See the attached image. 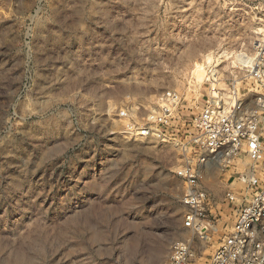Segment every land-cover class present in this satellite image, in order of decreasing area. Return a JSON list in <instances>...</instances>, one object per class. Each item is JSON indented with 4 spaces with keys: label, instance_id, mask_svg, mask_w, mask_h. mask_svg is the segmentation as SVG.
<instances>
[{
    "label": "rangeland",
    "instance_id": "1",
    "mask_svg": "<svg viewBox=\"0 0 264 264\" xmlns=\"http://www.w3.org/2000/svg\"><path fill=\"white\" fill-rule=\"evenodd\" d=\"M261 1L0 0V264H167L176 241L185 264H208L232 225L224 194L242 185L237 169L207 173L210 231L185 226L176 171L210 99L191 68L220 55L221 89L253 106L256 84L229 61L253 55ZM167 91L180 98L167 139L124 133Z\"/></svg>",
    "mask_w": 264,
    "mask_h": 264
},
{
    "label": "built area",
    "instance_id": "2",
    "mask_svg": "<svg viewBox=\"0 0 264 264\" xmlns=\"http://www.w3.org/2000/svg\"><path fill=\"white\" fill-rule=\"evenodd\" d=\"M245 68L256 84L254 105L246 94L210 85V99L191 119L192 131L186 136L184 147L189 159L176 171L187 189L182 197L188 208L185 226L197 229L202 236L210 231L206 226L204 232L200 229L208 222L206 212L212 206L204 177L216 168L237 169L235 184L242 188L229 187L224 194L233 210L232 225L208 264H264V35L255 41ZM207 82L214 80L207 78ZM179 101L177 92H165L157 108L140 123L129 121L124 133L132 139L169 137L165 127L172 121ZM119 114L128 115L122 110ZM189 256V243L176 241L167 264H185Z\"/></svg>",
    "mask_w": 264,
    "mask_h": 264
},
{
    "label": "bare ground",
    "instance_id": "3",
    "mask_svg": "<svg viewBox=\"0 0 264 264\" xmlns=\"http://www.w3.org/2000/svg\"><path fill=\"white\" fill-rule=\"evenodd\" d=\"M262 8H264V0H262L260 2ZM259 21L257 24H262L264 25V18H258ZM256 34L260 35H264V30L263 29H257L255 31ZM253 54V53H252ZM252 57V56H251ZM250 55H246L245 59L242 61V63H239L236 60H231L229 61L232 64V67H238L241 71L244 70L246 72V66H248L249 62H250ZM222 63V59L220 55H217L215 52H209V53H205L201 56V58L195 62H193L192 64V68H191V72H193V75L195 76L196 79V85L198 86L200 82L202 81H206L207 78L208 80H211L214 82L212 83L214 85V88H225V84L222 82H217L219 79V77L215 76L217 72L216 67L219 66ZM208 72H209V76H208ZM248 75V74H247ZM249 79H252V81L254 82L253 78H251L250 75H248ZM211 85V84H210ZM218 86V87H217ZM167 139V138H165ZM161 258V254L160 253H156L153 257V259H160ZM156 261V260H154Z\"/></svg>",
    "mask_w": 264,
    "mask_h": 264
}]
</instances>
